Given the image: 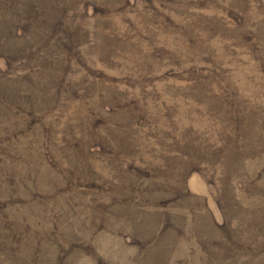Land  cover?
<instances>
[{
    "label": "rangeland",
    "instance_id": "1",
    "mask_svg": "<svg viewBox=\"0 0 264 264\" xmlns=\"http://www.w3.org/2000/svg\"><path fill=\"white\" fill-rule=\"evenodd\" d=\"M0 264H264V0H0Z\"/></svg>",
    "mask_w": 264,
    "mask_h": 264
},
{
    "label": "trees",
    "instance_id": "2",
    "mask_svg": "<svg viewBox=\"0 0 264 264\" xmlns=\"http://www.w3.org/2000/svg\"><path fill=\"white\" fill-rule=\"evenodd\" d=\"M31 22H33V21H31Z\"/></svg>",
    "mask_w": 264,
    "mask_h": 264
}]
</instances>
